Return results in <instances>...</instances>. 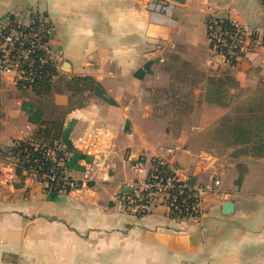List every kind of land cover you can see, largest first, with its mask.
<instances>
[{"label": "crops", "instance_id": "1", "mask_svg": "<svg viewBox=\"0 0 264 264\" xmlns=\"http://www.w3.org/2000/svg\"><path fill=\"white\" fill-rule=\"evenodd\" d=\"M210 17L264 35L260 0H0V28L44 18L52 29L51 103L66 112V176L80 185L50 198L32 178L15 187L13 165L0 161V264H264V166L200 153L182 127L158 117L157 94L183 82L179 71L200 76L195 93L219 111L206 103L208 78L227 72L237 86H255L264 71V46L235 69L212 63ZM74 77L95 80V93L74 96ZM45 102L0 73L1 149L37 132L28 117L38 108L47 118ZM153 159L179 168L193 188L220 179L201 197L198 218H172L161 197L144 216L125 209L120 198L146 180Z\"/></svg>", "mask_w": 264, "mask_h": 264}, {"label": "trees", "instance_id": "2", "mask_svg": "<svg viewBox=\"0 0 264 264\" xmlns=\"http://www.w3.org/2000/svg\"><path fill=\"white\" fill-rule=\"evenodd\" d=\"M260 2L264 7V0H260ZM36 19L34 18V20ZM208 23L209 19L207 20ZM218 23L224 32H228L231 35L237 32L236 26L228 19H218ZM22 49L24 50V48H21V50L17 48L16 53L21 52ZM16 55L19 56V54ZM2 57L3 54L0 52V58ZM40 57H44V53L38 52L36 55L30 57L34 61L35 78L31 81L21 80L16 83L20 91L24 92L31 89L35 95L46 99L45 109L48 116L44 118V112L41 109H35L28 119L31 124L38 127L37 132L28 139L14 142L10 147L0 148V161L13 165L15 176L20 180V184L15 185V187L19 188L23 186L26 179L32 178L44 185V192L48 197L56 198L61 194H68L74 191L66 184V175L62 173V168L58 166V161L62 159L64 166L68 167V158L64 159V156L71 154L73 149L70 145H67L63 149L59 148L63 146L62 134L66 112H62L51 103L52 80L58 73L57 67L52 62L41 64L39 62ZM24 67L27 68V65H24ZM67 87L74 96H79L85 92L94 94L96 82L89 77H74L68 82ZM209 91L206 94V103L214 104L211 101ZM220 97L222 98L223 96L220 95ZM244 114H246L244 121L233 122L232 119H224L217 125L215 133L225 141L227 148H237L235 151H239L240 153H245L241 152L242 150L250 151L252 152L250 155L254 158L263 159L264 79L260 82L255 96ZM50 152L55 153L56 162H54V158H52ZM156 162H158V159L152 160V164ZM160 169L163 170L164 167ZM241 184L242 176L236 181L237 186H241ZM174 193L177 195V201L183 213L175 212L171 214V217L178 219L196 217L198 215L196 213V206L199 200L194 198L195 192L188 188L181 189L180 184H177ZM186 209H188L189 214L185 212Z\"/></svg>", "mask_w": 264, "mask_h": 264}, {"label": "built area", "instance_id": "3", "mask_svg": "<svg viewBox=\"0 0 264 264\" xmlns=\"http://www.w3.org/2000/svg\"><path fill=\"white\" fill-rule=\"evenodd\" d=\"M218 19L227 18L210 17L207 24V34L210 44V53L212 63L224 64L235 69L237 64L247 55L255 54L258 49L264 46V35L258 31H249L236 26L237 32L234 35L224 32L219 26ZM52 29L44 18L33 20L29 26H25L19 20H11L6 25L0 28V52L3 57L0 58V73L12 75L16 82L21 80L31 81L36 76V70L33 67L34 61L31 56L38 52L44 53V57L39 58L41 64L52 62L48 51V43ZM17 48H24L21 52L16 53ZM19 54L17 56L16 54ZM29 62V63H28ZM27 63V64H26ZM27 65V68L24 67ZM60 149L65 148L60 146ZM50 155L55 160V153L50 152ZM69 154L64 156L68 158ZM143 162H138L134 165L135 170L141 168ZM58 166L62 168V173L66 175V167L63 160L58 161ZM164 167L163 170L160 168ZM167 169V170H166ZM91 170L86 169L84 172L85 180L90 179ZM66 184L74 191L80 188V185L71 180L67 176ZM54 180V179H53ZM180 184V188H188L195 192L194 198L199 200L196 206V217L200 216L201 197L217 192L221 187V181L213 176L209 183L200 187H190L183 178L181 170L170 164L169 161L158 159V162L152 164L148 177L142 183H134L130 187V192L120 198L121 203L127 210L136 212L139 216H144L149 213L153 203L158 198H162L163 206L170 214L179 212L183 213L175 195V187ZM198 208V209H197ZM189 214L188 209L185 211ZM189 219V218H186Z\"/></svg>", "mask_w": 264, "mask_h": 264}, {"label": "rangeland", "instance_id": "4", "mask_svg": "<svg viewBox=\"0 0 264 264\" xmlns=\"http://www.w3.org/2000/svg\"><path fill=\"white\" fill-rule=\"evenodd\" d=\"M179 72L183 82L172 87L177 89L165 88L157 94L159 96L158 103H160L158 117L166 123L171 122L170 126L173 129L182 127V132L190 134L192 138L191 148L200 153L208 154L214 158L225 156L233 159L239 168L245 166L246 161L264 166V158H254L250 155L252 153L250 151L238 149L245 152L240 153L235 151L237 148H227L225 141L215 133L217 125L224 119H232L233 122L244 121L246 117L244 112L251 104L260 82L264 79V71L257 72V84L255 86L248 84L245 87H239L230 79L227 72H222L223 75L218 77L208 78L209 82L212 83L211 87L209 86L211 101L216 106L221 107L222 110L220 111L205 105L202 94L199 96L195 93L200 76L190 69ZM229 86L232 87L231 92L228 91ZM220 95L223 97L221 98ZM175 96H179V100L182 99L184 105L174 104L177 101ZM50 109L52 111L51 107ZM184 110L189 111V113L180 115L179 113Z\"/></svg>", "mask_w": 264, "mask_h": 264}, {"label": "water", "instance_id": "5", "mask_svg": "<svg viewBox=\"0 0 264 264\" xmlns=\"http://www.w3.org/2000/svg\"><path fill=\"white\" fill-rule=\"evenodd\" d=\"M233 209H234V205L232 203H226L224 205V212L226 214H231L233 212Z\"/></svg>", "mask_w": 264, "mask_h": 264}]
</instances>
